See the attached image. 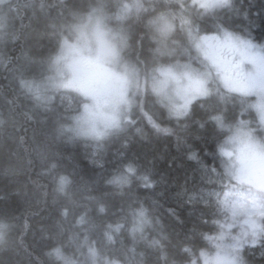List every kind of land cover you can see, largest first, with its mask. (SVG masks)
I'll return each instance as SVG.
<instances>
[{
    "label": "trees",
    "instance_id": "trees-1",
    "mask_svg": "<svg viewBox=\"0 0 264 264\" xmlns=\"http://www.w3.org/2000/svg\"><path fill=\"white\" fill-rule=\"evenodd\" d=\"M41 1H21L16 27L0 46V264L198 260L220 227L217 201H202L198 194L222 192L230 181L225 142L239 120L247 119L243 110L251 99L217 84L187 114L173 113L150 83L158 66L149 63L148 19H172L176 28L169 40L180 41L204 64L190 48L188 27L197 34L226 29L264 42L258 34L264 33V0H230L208 10L199 3L190 7L189 0H172L170 7L171 0H118V13L127 8L126 21L134 29L120 59L133 67L137 83L129 90L125 117L101 139L82 133L79 125L88 101L65 90L70 108L52 86L61 36L53 20H37L84 0ZM236 4L247 20H229ZM252 24L261 25L249 30ZM249 117V128L264 140L255 112ZM241 259L264 264V233L243 248Z\"/></svg>",
    "mask_w": 264,
    "mask_h": 264
},
{
    "label": "rangeland",
    "instance_id": "rangeland-1",
    "mask_svg": "<svg viewBox=\"0 0 264 264\" xmlns=\"http://www.w3.org/2000/svg\"><path fill=\"white\" fill-rule=\"evenodd\" d=\"M189 1L190 7L199 3L206 10L227 6L230 2ZM8 4L10 0H0V46L10 31ZM171 5L172 0L168 7ZM78 7L85 10L79 11ZM119 8L118 0H96V5L84 0L60 10L57 15L47 13L37 19L39 24L48 23L47 19L58 24L56 30L60 33L62 48L53 64L56 79L52 86L61 91L62 99H68L70 108L74 105L65 90L76 91L88 101L83 104L79 125L84 127L82 133L96 139H101L125 117L131 106L129 90L137 83L133 67L120 59V52L127 46L134 29L126 21L127 8L118 13ZM186 8L179 12L183 13ZM241 8L237 4L233 6L234 15L229 20H247ZM153 13L154 7L146 10L145 15L149 18ZM155 20L154 16L150 17L147 23L151 30L149 63L158 66L152 72L150 83L155 93L169 102L173 113L187 114L197 99L210 94L212 87L216 91L217 84L251 99L244 105L247 119L239 120L225 142L230 181L222 192L198 194L202 201H217L220 227L209 241L210 249L189 263L243 264V248L255 245L264 233L260 221L264 219V140L249 128L252 119L249 116L254 111L262 126L259 132L264 135V42L231 34L226 29L197 34L189 26L190 48L201 57L202 64L180 41L169 40L176 28L172 19L161 15ZM260 25L252 24L249 30L256 31ZM49 82H43L41 87Z\"/></svg>",
    "mask_w": 264,
    "mask_h": 264
},
{
    "label": "flooded vegetation",
    "instance_id": "flooded-vegetation-1",
    "mask_svg": "<svg viewBox=\"0 0 264 264\" xmlns=\"http://www.w3.org/2000/svg\"><path fill=\"white\" fill-rule=\"evenodd\" d=\"M21 1H23L24 2V0H10V4H8L7 5V7H8V9H9V12H10V22H11V24H10V27H16V24H17V20H16V17H17V15H16V11H19L20 10V7L19 6H22V4L23 3H21ZM64 1H66V0H64ZM71 1H73L72 3H76V0H70V2ZM41 3H43V0L41 1ZM38 4H40L39 2L37 3V5ZM34 5H35V3L33 4V5H31V7H30V9L32 10V11H34L35 10V8H34ZM24 6H27V8H25ZM23 6V8H22V12L20 13V15H18V16H22L23 17V15H24V13H25V11L27 10V9H29V6H28V4L27 5H24ZM73 6H71L70 4H69V8H72ZM25 9V10H24Z\"/></svg>",
    "mask_w": 264,
    "mask_h": 264
},
{
    "label": "snow or ice",
    "instance_id": "snow-or-ice-1",
    "mask_svg": "<svg viewBox=\"0 0 264 264\" xmlns=\"http://www.w3.org/2000/svg\"><path fill=\"white\" fill-rule=\"evenodd\" d=\"M262 119H264V116H262Z\"/></svg>",
    "mask_w": 264,
    "mask_h": 264
}]
</instances>
